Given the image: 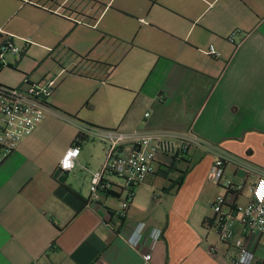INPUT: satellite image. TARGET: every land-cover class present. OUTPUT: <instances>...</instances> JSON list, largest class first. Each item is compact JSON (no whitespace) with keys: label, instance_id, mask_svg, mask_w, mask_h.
I'll use <instances>...</instances> for the list:
<instances>
[{"label":"crops","instance_id":"1","mask_svg":"<svg viewBox=\"0 0 264 264\" xmlns=\"http://www.w3.org/2000/svg\"><path fill=\"white\" fill-rule=\"evenodd\" d=\"M74 2L84 5L85 17L98 25L97 44L110 40L101 49L68 47L72 55L99 68L95 79L106 80L98 89L117 97L112 119L99 128L190 131L264 168V0ZM235 30L243 34L235 38L238 42L243 37L237 47L227 41ZM209 45L216 57L204 53ZM49 78L43 75L34 83ZM46 105L47 114H59L56 105L48 100ZM71 117L82 122L77 114ZM41 127L40 121L0 163V264H231L236 257L237 249L218 239L210 203L223 196L228 205H243L249 196L239 202L243 188L236 194L210 180L212 156L200 147H191L183 161L158 157L157 171L134 189L119 221L112 215L116 198L103 192L89 197L91 172L98 169L93 156H80L86 138L69 171L73 175L63 184L88 202L74 215L73 207L55 193L60 183L52 175L78 131L55 156L40 151ZM181 171L182 182L173 187ZM223 180L233 187L252 181L231 165H226ZM141 222L142 240L132 248L125 237ZM150 227L162 234L144 262ZM233 232L257 259H264V236L247 237L238 221Z\"/></svg>","mask_w":264,"mask_h":264},{"label":"built area","instance_id":"2","mask_svg":"<svg viewBox=\"0 0 264 264\" xmlns=\"http://www.w3.org/2000/svg\"><path fill=\"white\" fill-rule=\"evenodd\" d=\"M139 21L145 23L143 19ZM242 35L235 30L227 37V41L237 47L243 37L238 42L235 38ZM8 52L13 55L19 52L10 36H7L0 46V70L5 67L3 55ZM204 53L211 57L218 55L213 45H209ZM57 79L58 75L41 83L26 80L24 88L0 84V163L23 138L31 134L43 114L50 110L46 101L55 90ZM145 116H148V113H145ZM75 126L83 138L98 140L106 147L101 169L91 172L89 197L95 199L102 191L124 194L118 200L117 210L112 213L117 220L119 217H125L134 189L157 171L158 157L171 158L180 150L188 152L191 147L197 146L211 155L212 163L207 177L226 188L228 192L238 194L244 183L233 187L229 180L224 181L223 172L226 165L233 166L243 176L251 179L248 187L250 195L243 205H228L223 196H217L210 203V208L215 214V228L219 241L231 243L237 249V255L231 264H264V259H257L253 251L246 246L244 238L235 237L233 232L234 222L238 221L247 237L264 236V168L222 151L190 131L102 129L81 122ZM79 150L80 147L77 145L68 147L59 160L58 168L63 172L71 171ZM112 177L120 179L122 183L115 182ZM144 230L143 222L137 224L125 237V242L132 248H137ZM161 234L160 229L149 228L147 252L142 254L144 262L150 260L151 251Z\"/></svg>","mask_w":264,"mask_h":264},{"label":"rangeland","instance_id":"3","mask_svg":"<svg viewBox=\"0 0 264 264\" xmlns=\"http://www.w3.org/2000/svg\"><path fill=\"white\" fill-rule=\"evenodd\" d=\"M84 12L85 6L75 4L74 0H0V46L10 36L19 50L15 56L10 52L3 55L4 66L10 65L14 70L3 67L0 70V83L24 88L28 78L23 74L29 75V82H35L43 75L48 78L57 75L59 70L63 72L47 99L49 104L56 105L59 114L45 112L38 131L40 151H52L55 156L68 145L69 137L76 135L73 124L80 121L71 116L77 114L81 123L99 128L101 122L112 119L117 105L115 94L110 96L98 89L100 82L106 80L95 79V72L99 68L92 61L87 62L69 52V45L80 50L98 49L103 48L107 40L110 41L105 39L101 41L102 46L97 44L95 31L100 30L95 29L97 24L85 17L87 14ZM107 27H110L109 21ZM24 41L29 43L25 44ZM21 58L23 61H20ZM68 68L74 70V75H70ZM64 114H69L67 120ZM103 148L100 141L89 138L82 143L80 156H93V165L99 170L104 160ZM164 160L169 162L170 158L164 157ZM72 175V172H68L67 180ZM112 180L122 183L115 177ZM248 187L247 184L243 187L239 202L249 196ZM117 202L114 200V203Z\"/></svg>","mask_w":264,"mask_h":264},{"label":"trees","instance_id":"4","mask_svg":"<svg viewBox=\"0 0 264 264\" xmlns=\"http://www.w3.org/2000/svg\"><path fill=\"white\" fill-rule=\"evenodd\" d=\"M85 139H83V137L78 133L75 140L73 141L72 145H77L79 146L80 142L83 141ZM187 152L184 151V150H180L174 157H171V163L174 162V160H178V161H183L185 160V156H186ZM158 172L160 173H166L164 171H160L158 170ZM65 175H67L68 172H64ZM181 176H179L177 179L173 180V187L176 186L178 187L181 182H182V179H183V174H184V171H181ZM60 191L61 192H66V195L64 196H61L60 194ZM103 193H106V194H110L112 195L114 198H116L117 200L120 199V194L119 192H105V191H102ZM57 195L60 196L61 200L64 202V203H67L69 204L70 206L73 207V210H74V215L78 214L80 212V210L83 208V206L86 205V203L88 202L86 199H84L83 197L79 196L78 193H76V191H74L73 189H71L68 185H64L63 183L62 184H59V188L57 189V191L55 192ZM59 193V194H58ZM71 198L75 199L77 202H79V206H73L70 202ZM113 215V214H112ZM124 218H120L119 217V221H123Z\"/></svg>","mask_w":264,"mask_h":264},{"label":"water","instance_id":"5","mask_svg":"<svg viewBox=\"0 0 264 264\" xmlns=\"http://www.w3.org/2000/svg\"><path fill=\"white\" fill-rule=\"evenodd\" d=\"M53 179L57 181L58 183L62 184L65 181L66 175L65 173L60 169L57 168L53 173Z\"/></svg>","mask_w":264,"mask_h":264}]
</instances>
